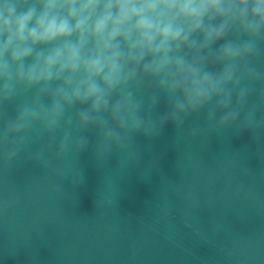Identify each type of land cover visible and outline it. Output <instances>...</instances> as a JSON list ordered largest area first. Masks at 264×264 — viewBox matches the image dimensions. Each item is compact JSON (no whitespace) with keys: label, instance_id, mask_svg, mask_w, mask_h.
Masks as SVG:
<instances>
[{"label":"clouds","instance_id":"9594fccd","mask_svg":"<svg viewBox=\"0 0 264 264\" xmlns=\"http://www.w3.org/2000/svg\"><path fill=\"white\" fill-rule=\"evenodd\" d=\"M167 124L264 138V0H0V164L60 166L90 146L138 162L136 137Z\"/></svg>","mask_w":264,"mask_h":264},{"label":"water","instance_id":"95a60500","mask_svg":"<svg viewBox=\"0 0 264 264\" xmlns=\"http://www.w3.org/2000/svg\"><path fill=\"white\" fill-rule=\"evenodd\" d=\"M134 148L138 162L90 146L60 166L0 164V203L20 198L0 213V264H264V138L167 124ZM76 168L82 182L60 177Z\"/></svg>","mask_w":264,"mask_h":264}]
</instances>
